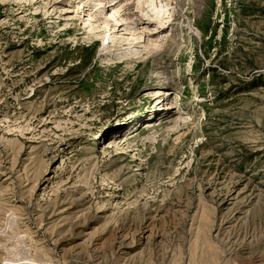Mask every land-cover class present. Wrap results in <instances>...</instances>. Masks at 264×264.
<instances>
[{
	"label": "rangeland",
	"instance_id": "1",
	"mask_svg": "<svg viewBox=\"0 0 264 264\" xmlns=\"http://www.w3.org/2000/svg\"><path fill=\"white\" fill-rule=\"evenodd\" d=\"M193 5L0 0V264H264V0Z\"/></svg>",
	"mask_w": 264,
	"mask_h": 264
},
{
	"label": "bare ground",
	"instance_id": "2",
	"mask_svg": "<svg viewBox=\"0 0 264 264\" xmlns=\"http://www.w3.org/2000/svg\"><path fill=\"white\" fill-rule=\"evenodd\" d=\"M148 1V0H147ZM152 1V0H151ZM201 1L202 0H194V8H195V11L198 13L199 11H200V9H201V5H200V3H201ZM35 2H37V1H34V3ZM166 3V2H165ZM101 4H105V2L104 1H101ZM20 5V7H22L23 5H22V3L21 4H19ZM117 6V5H116ZM148 6L150 7V10L149 11H151L152 10V16L150 17V19H148V20H145V19H141L140 18V22H138L137 23V25H142V26H148L149 27V25H151V24H153V22L154 21H158L159 22V24H160V27H158V29H160L159 31H158V33H152V34H158V35H152V36H156V37H158L159 36V33H161L162 34V32L165 30H163V28L166 26V24L169 22L170 24L168 25L169 27L171 26L172 27V24H171V22H172V19H171V17H167L168 15V6H167V4H166V6H163V7H160V6H157L154 2H150L149 1V4H148ZM167 7V8H166ZM117 13L118 12H114L113 13V16H114V21H113V23H115L114 25H113V23H112V26H111V29L112 28H116L117 27V24H119V22H120V19H117ZM154 16V17H153ZM165 16L167 17V19H168V21H164L165 20ZM152 17L154 18L153 20V22H151L152 20ZM122 20H125V18H123ZM127 20H129V19H127ZM112 22V20L110 21V23ZM167 22V23H166ZM109 25V22L108 23H106L105 24V26L107 27ZM90 26V25H89ZM114 26V27H113ZM146 28V27H145ZM148 29V28H147ZM109 30V29H108ZM142 30H144V28H142ZM111 31V30H110ZM137 36V35H136ZM144 36V33H142V34H139V37H137L136 38V40L137 39H141L142 37ZM148 37H150V36H148ZM146 39H149V38H146ZM151 39H153V38H151ZM157 39V38H156ZM147 41H149V40H147ZM171 41V40H170ZM136 43H141V42H136ZM108 44L110 45V42H108ZM112 46V45H111ZM136 46V45H135ZM160 47V46H159ZM155 53V52H154ZM160 54L159 55H162V53L161 52H159ZM158 54V53H157ZM155 55V54H154ZM158 57V56H157ZM125 59V60H124ZM123 60V62H129V59H127V58H124ZM167 78V77H166ZM165 83H163V85H164ZM165 86V85H164Z\"/></svg>",
	"mask_w": 264,
	"mask_h": 264
}]
</instances>
